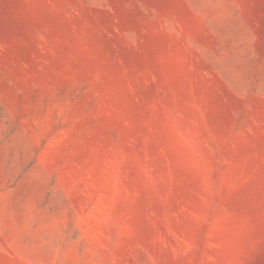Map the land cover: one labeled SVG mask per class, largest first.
Wrapping results in <instances>:
<instances>
[{
  "label": "rangeland",
  "instance_id": "rangeland-1",
  "mask_svg": "<svg viewBox=\"0 0 264 264\" xmlns=\"http://www.w3.org/2000/svg\"><path fill=\"white\" fill-rule=\"evenodd\" d=\"M0 264H264V0H0Z\"/></svg>",
  "mask_w": 264,
  "mask_h": 264
}]
</instances>
